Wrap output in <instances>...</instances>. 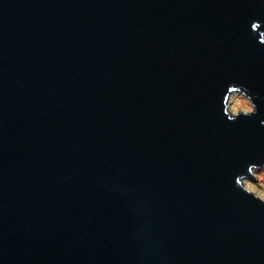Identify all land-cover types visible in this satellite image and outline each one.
Returning <instances> with one entry per match:
<instances>
[{"label": "water", "instance_id": "95a60500", "mask_svg": "<svg viewBox=\"0 0 264 264\" xmlns=\"http://www.w3.org/2000/svg\"><path fill=\"white\" fill-rule=\"evenodd\" d=\"M261 43L264 0H0V264H264Z\"/></svg>", "mask_w": 264, "mask_h": 264}, {"label": "clouds", "instance_id": "9594fccd", "mask_svg": "<svg viewBox=\"0 0 264 264\" xmlns=\"http://www.w3.org/2000/svg\"><path fill=\"white\" fill-rule=\"evenodd\" d=\"M264 44V43H261ZM239 87H231L224 99L223 113L227 116L228 122H236L239 118H252L258 115L257 105L254 99L248 94V90L241 91ZM264 125V121H261ZM254 181L244 180L241 184L239 180L236 184H240V189L251 195L254 199L264 204V164L259 166L253 164L249 167Z\"/></svg>", "mask_w": 264, "mask_h": 264}]
</instances>
